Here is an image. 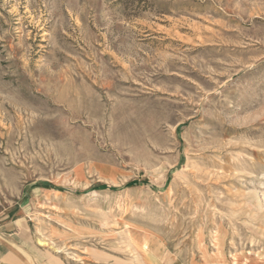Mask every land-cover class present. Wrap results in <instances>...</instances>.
Wrapping results in <instances>:
<instances>
[{
  "label": "rangeland",
  "instance_id": "rangeland-1",
  "mask_svg": "<svg viewBox=\"0 0 264 264\" xmlns=\"http://www.w3.org/2000/svg\"><path fill=\"white\" fill-rule=\"evenodd\" d=\"M0 264H264V0H0Z\"/></svg>",
  "mask_w": 264,
  "mask_h": 264
},
{
  "label": "crops",
  "instance_id": "crops-1",
  "mask_svg": "<svg viewBox=\"0 0 264 264\" xmlns=\"http://www.w3.org/2000/svg\"><path fill=\"white\" fill-rule=\"evenodd\" d=\"M8 222H10V220L9 221H4V228H6V223H8ZM6 233V229H5V231H4V234Z\"/></svg>",
  "mask_w": 264,
  "mask_h": 264
},
{
  "label": "bare ground",
  "instance_id": "bare-ground-1",
  "mask_svg": "<svg viewBox=\"0 0 264 264\" xmlns=\"http://www.w3.org/2000/svg\"><path fill=\"white\" fill-rule=\"evenodd\" d=\"M42 243V242H41Z\"/></svg>",
  "mask_w": 264,
  "mask_h": 264
}]
</instances>
